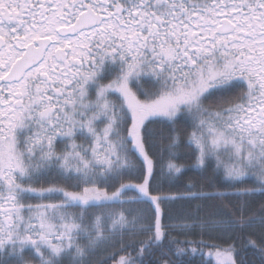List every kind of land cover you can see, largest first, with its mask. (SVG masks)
Instances as JSON below:
<instances>
[{
    "label": "snow or ice",
    "instance_id": "6c2138e0",
    "mask_svg": "<svg viewBox=\"0 0 264 264\" xmlns=\"http://www.w3.org/2000/svg\"><path fill=\"white\" fill-rule=\"evenodd\" d=\"M156 121L191 128L185 156L195 169L211 167L221 191L162 196L150 186L156 144L146 122ZM180 148V136L170 137L160 166L169 180L185 171ZM257 193L264 0H0V264H96L109 247L126 252L125 236L150 233L143 256L164 246L160 206L176 199L235 197L239 218L223 223L258 226L264 241V214L244 215ZM205 247L215 251H187L236 264L233 245ZM117 255L115 264H137Z\"/></svg>",
    "mask_w": 264,
    "mask_h": 264
},
{
    "label": "trees",
    "instance_id": "16d2710c",
    "mask_svg": "<svg viewBox=\"0 0 264 264\" xmlns=\"http://www.w3.org/2000/svg\"><path fill=\"white\" fill-rule=\"evenodd\" d=\"M108 81H104L107 83ZM246 89H238L236 95L241 94ZM116 99L115 97H110ZM141 99L143 97L141 96ZM118 102V101H117ZM146 127L151 129L152 142L156 144L155 154L150 148V154L156 162L154 168L153 180L150 181V186L159 188V195L162 196H179L181 193L191 191L216 192L221 191L219 182L213 175L212 168L195 169L192 165L195 163L194 157L191 155L185 156L188 151L184 144L187 141V136L191 132V128L187 127L182 121L175 125V128L166 122H147ZM179 135L181 140L180 155L181 158L177 163L184 165L185 171L183 175L175 180L169 178L160 172V166L167 163L168 152L167 146L169 138ZM77 143H84L82 138H78ZM146 146L147 143H146ZM63 148V144L58 143V149ZM135 160V157H132ZM134 182H139L134 181ZM60 186H66L63 181H58ZM193 185L189 189V185ZM47 183L35 185V187H47ZM243 187L258 188L259 185L249 182ZM71 190V189H70ZM153 194H157L154 192ZM49 201L31 199L26 203L33 205L47 203ZM245 217L258 219L264 214V194L257 193L253 196L245 198ZM242 201L231 197L228 200L218 199H196V200H172L170 202L161 203L162 224L168 225L165 229V239L163 247H154L149 253L145 251L143 256H138V249L141 246V241H145L151 235L135 234L124 237V247L126 252H120L119 248L109 247L106 251L99 252L93 260L96 264L102 261H107V264H115V261L109 257L118 253L119 255L131 256L137 260V264H207L206 256L193 255L190 248H196L199 251L207 253L215 251L214 248L205 247V245H216L223 249L229 245L235 248L234 259L236 264H264V254L257 248L249 245V237L256 242L257 245L264 246V241L261 240V229L257 226L254 229H228L223 223L228 220H236L239 215L235 212V206H239ZM145 209V214L152 216V209L148 206H140ZM219 225L218 227H209L201 229L194 225ZM181 225H190L193 227L182 228ZM201 241L203 243H201ZM185 249V253L181 256L175 254L176 248ZM116 256V259L119 258ZM10 259V258H9Z\"/></svg>",
    "mask_w": 264,
    "mask_h": 264
},
{
    "label": "rangeland",
    "instance_id": "374dc122",
    "mask_svg": "<svg viewBox=\"0 0 264 264\" xmlns=\"http://www.w3.org/2000/svg\"><path fill=\"white\" fill-rule=\"evenodd\" d=\"M147 123V122H146ZM151 181V180H150Z\"/></svg>",
    "mask_w": 264,
    "mask_h": 264
}]
</instances>
